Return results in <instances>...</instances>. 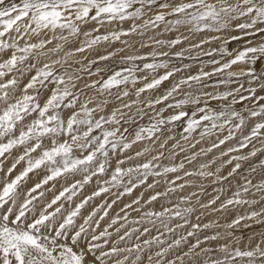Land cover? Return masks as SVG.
<instances>
[{
  "label": "snow or ice",
  "instance_id": "snow-or-ice-1",
  "mask_svg": "<svg viewBox=\"0 0 264 264\" xmlns=\"http://www.w3.org/2000/svg\"><path fill=\"white\" fill-rule=\"evenodd\" d=\"M0 264H264V0H0Z\"/></svg>",
  "mask_w": 264,
  "mask_h": 264
},
{
  "label": "rangeland",
  "instance_id": "rangeland-1",
  "mask_svg": "<svg viewBox=\"0 0 264 264\" xmlns=\"http://www.w3.org/2000/svg\"><path fill=\"white\" fill-rule=\"evenodd\" d=\"M128 26V24H125V26L124 27H127ZM233 46H235V45H233ZM113 48H115V47H119V45L117 44V45H113L112 46ZM109 51L111 50V48L110 49H108ZM148 50V49H147ZM173 50H175V49H173ZM143 51H145V50H143ZM146 52V51H145ZM97 54H103L102 52L101 53H97ZM90 59L92 58L91 56L89 57ZM117 59H118V57H117ZM204 59H207V57H204ZM186 63H188L189 61H185ZM184 62V63H185ZM191 62V61H190ZM189 62V63H190ZM109 64L110 66H114V67H117V66H119V65H116L113 61H107V62H100L99 63V65H97V66H100V67H103L104 66V64ZM192 63V62H191ZM195 63V62H194ZM195 66V65H194ZM95 67L96 66H94L93 67V70L95 69ZM197 70V68H196V66L194 67V69L192 68V70H191V72H195V71ZM206 71L207 70H209V69H205ZM110 74V73H109ZM101 75H103L104 76V78H106V74H104V73H102ZM97 77H95V76H93V77H88L87 75H85V77H84V79L85 80H89V79H96ZM26 82V81H25ZM169 83L170 82H165L162 86H161V90H163V88H166V87H168L166 84H168L169 85ZM166 85V86H165ZM215 103V102H214ZM241 105H237V107H240ZM111 107V106H110ZM168 113H165V115H167ZM249 148H251V145L249 146ZM246 151H248L247 149H245ZM245 151V152H246ZM18 153H16V152H14L13 153V155H17ZM260 154H258V156L256 157V158H254V161H256L257 159H260L261 158V156H259ZM260 157V158H259ZM208 158H210V157H208ZM204 159H207V158H201V160L203 161ZM11 161V160H10ZM9 162V161H8ZM12 162V161H11ZM167 162V161H166ZM9 164H11V163H6L5 164V169L8 167V165ZM22 165V164H21ZM21 165H19V166H21ZM10 166V165H9ZM17 167L19 170H20V168H22L23 167V165L21 166V167ZM188 167H192L191 165H189ZM230 167V166H229ZM18 169H16L14 172H13V176H15L16 174H17V172H19V170ZM226 169H228V168H225L224 169V172L226 173L228 170H226ZM30 176H31V178L30 179H28L27 180V182L24 184V189L26 190L27 188H29V187H31L35 182H36V180L38 179V177L37 176H35V175H32V174H30ZM77 178H79V177H77ZM35 180V181H34ZM34 182V183H33ZM149 182H151V180L149 181ZM29 183V184H28ZM56 183V189L57 190H59L60 189V186L64 183V181L63 180H58V181H56L55 182ZM205 183H207V181L205 182ZM94 186H95V181H93V183L91 184V185H87V186H85V189L83 190L84 191V193L85 194H89L93 189H94ZM212 187L213 186H211V185H209V187L207 188V192L209 193V196H205L203 199L204 200H207L208 198H210V195H212L213 193H212ZM143 189H137L136 190V192L134 193V195H138L139 194V192L140 191H142ZM157 190H160V189H157ZM189 191H191L190 189H189ZM149 193H146L145 195L147 196ZM228 194H230V193H228ZM227 193L225 194V195H228ZM51 195H52V193H49L47 196L50 198L51 197ZM223 198V197H222ZM128 199H130V198H128V197H125L124 198V200H125V202H127V200ZM174 200H175V197L173 198ZM103 200V196L102 197H100V198H97L96 199V203H100L101 201ZM119 204L116 206V208L113 210V212L114 211H116V210H118V208H119ZM156 207L158 208L159 207V205H156ZM258 207V206H257ZM87 211H90V206L85 210V214L87 213ZM135 215V213H133V216ZM211 217H209V216H205L204 217V219H203V221L202 222H206L208 219H210ZM223 222V221H222ZM102 227H103V225H102ZM257 227H259V226H257ZM259 229V228H258ZM258 229H255V230H258ZM249 231H251V230H244V234H245V236L248 234V232Z\"/></svg>",
  "mask_w": 264,
  "mask_h": 264
},
{
  "label": "bare ground",
  "instance_id": "bare-ground-1",
  "mask_svg": "<svg viewBox=\"0 0 264 264\" xmlns=\"http://www.w3.org/2000/svg\"><path fill=\"white\" fill-rule=\"evenodd\" d=\"M124 26H125V25H124ZM144 50H145V51H148L147 49H144ZM175 50H176V49H175ZM175 50H173V51H175ZM203 59H204V58H203ZM184 62H185V61H184ZM189 62H190V61H189ZM189 62H188V63H189ZM191 62H192V61H191ZM191 62H190V63H191ZM185 63H186V62H185ZM192 63L195 65L194 62H192ZM194 67H195V66H194ZM194 67H193V69H194ZM191 70H192V69H191ZM194 71H195V70H194ZM166 85L168 86V84H166ZM166 85H165V86H166ZM254 143H255V142H254ZM257 146H259V145L257 144ZM247 150H248V149H247ZM244 151H246V150H244ZM259 156H261V155H259ZM259 158H260V157H259ZM258 160H259V159H257L256 161H258ZM7 163H11V161L9 160V162H7ZM9 165H10V164H9ZM9 165H8V166H9ZM21 166H22V165H21ZM21 166H19V167H21ZM17 169H18V168H17ZM20 169H21V168H20ZM18 170H19V169H18ZM226 170H228V169H226ZM16 171H17V170H16ZM16 171H15V172H16ZM19 171H20V170H19ZM17 173H18V172H17ZM12 174H13V173H12ZM12 176H13V175H12ZM34 181H35V180H34ZM33 183H34V182H33ZM28 184H29V183H28ZM23 187H24V186H23ZM24 190H25V189H24ZM190 190H191V189H190ZM48 194H49V193H48ZM48 194H47V195H48ZM227 194H228V193H227ZM258 228H259V227H257L256 229H258Z\"/></svg>",
  "mask_w": 264,
  "mask_h": 264
}]
</instances>
